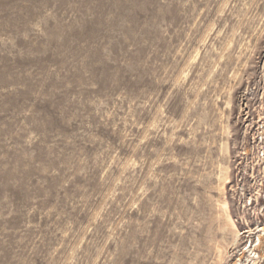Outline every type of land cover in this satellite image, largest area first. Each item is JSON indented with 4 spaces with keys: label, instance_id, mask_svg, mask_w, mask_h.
Segmentation results:
<instances>
[{
    "label": "rangeland",
    "instance_id": "374dc122",
    "mask_svg": "<svg viewBox=\"0 0 264 264\" xmlns=\"http://www.w3.org/2000/svg\"><path fill=\"white\" fill-rule=\"evenodd\" d=\"M262 66L264 0H0V264H264Z\"/></svg>",
    "mask_w": 264,
    "mask_h": 264
},
{
    "label": "built area",
    "instance_id": "2783aa9c",
    "mask_svg": "<svg viewBox=\"0 0 264 264\" xmlns=\"http://www.w3.org/2000/svg\"><path fill=\"white\" fill-rule=\"evenodd\" d=\"M239 120L244 125L243 149L238 155V175L252 184L242 183L243 194L249 193V203H257L264 211V66L246 78L245 89L238 97ZM259 183H258V182ZM259 184V188L255 185ZM253 195V196H252ZM255 200V201H254Z\"/></svg>",
    "mask_w": 264,
    "mask_h": 264
},
{
    "label": "bare ground",
    "instance_id": "6f19581e",
    "mask_svg": "<svg viewBox=\"0 0 264 264\" xmlns=\"http://www.w3.org/2000/svg\"><path fill=\"white\" fill-rule=\"evenodd\" d=\"M220 180H221V191L223 192V191L225 190V185L229 183V177H228V171H227V170L223 173V175L221 176ZM220 206H221V208L223 209V212H224V214H225V218H226V222H227L228 227L233 231V234H234V237H233V238H234V242H236V245H238L239 242L241 241V239H240V238H241V233L237 230L236 223H235V221L232 219V217L230 216V213H229V204H228V202L224 199L222 202H220ZM259 231H260V232H264V228L260 229ZM244 233H245V232H244ZM244 233H243L242 235H244ZM246 233L252 234L251 231H248V232H246ZM258 241H259V244L257 245V248H258V247L260 248V246H261V239L259 238ZM251 247H252V246H251ZM251 247H250V249H251ZM250 249L245 250V251L240 255L242 258H240V259L238 260L239 263H236V264H243V263H241V262H242L241 259H243L244 253H246V251L251 252ZM255 251H256V250L254 249L253 252H251V254H253ZM225 254H226V251H225V250H220V253H219V255H220V262L223 261V258H224V255H225ZM248 254H249V253H248ZM251 256H252V255H251ZM255 256H256V255H254V257H255ZM248 262H249V261H248ZM251 263L254 264L253 260H251L250 264H251Z\"/></svg>",
    "mask_w": 264,
    "mask_h": 264
}]
</instances>
